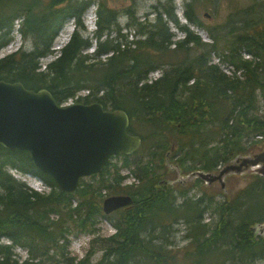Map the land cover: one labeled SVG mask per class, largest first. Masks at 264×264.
<instances>
[{"label":"trees","instance_id":"obj_1","mask_svg":"<svg viewBox=\"0 0 264 264\" xmlns=\"http://www.w3.org/2000/svg\"><path fill=\"white\" fill-rule=\"evenodd\" d=\"M195 1L183 3L188 25L179 22L168 2L154 11L153 23L141 24L130 11L127 27L135 28L136 39L129 42L120 34L115 12L101 2L89 38L81 35L86 31L81 19L92 0H0V50L12 41L15 23L20 36L33 43L29 51L21 47L0 58V81L18 82L33 91L45 89L57 104L87 90L74 102L122 110L130 123L138 121L152 138L145 157L132 159L141 147L130 156L112 157L99 174L81 179L72 195L60 192L27 153L0 146V264H254L264 260V237L253 230L264 222V213L254 217L257 208H252L258 193L264 192V178L250 175L255 182L228 202L204 195L193 198L184 189L192 181L172 186L164 179L165 173H171L168 165H177L182 176L215 172L238 155H251L248 148L256 147L257 141L250 140L264 136L256 96L257 92L264 96V3L235 11L224 25L205 29L193 10ZM68 20L75 23L68 43L43 66L41 60L55 54L52 44ZM168 22L184 34L182 40L173 43ZM190 27L204 28L211 43L202 42ZM93 40L94 53L84 54ZM171 45L177 54L201 51L150 80L149 74L160 68ZM104 55L108 56L102 61ZM212 56L232 66L233 74L222 72ZM128 132L135 135L130 126ZM114 159L121 163H113ZM121 169L128 170L137 184H123L128 177ZM9 170L40 180L48 191L30 188ZM183 170L189 172L183 175ZM110 196H129L132 202L105 215L102 202ZM258 202L264 206V201ZM205 213L217 220L204 222ZM102 218L114 230L110 236H99ZM179 223L185 225L187 241L182 254L168 239ZM79 236L91 237L82 259L72 257L69 250L72 238ZM17 249L24 251V259ZM96 251L101 257L92 262Z\"/></svg>","mask_w":264,"mask_h":264},{"label":"water","instance_id":"obj_2","mask_svg":"<svg viewBox=\"0 0 264 264\" xmlns=\"http://www.w3.org/2000/svg\"><path fill=\"white\" fill-rule=\"evenodd\" d=\"M129 126L122 110H105L98 103L57 104L45 89L33 91L18 82L0 81V146L27 153L32 164L67 195L77 191L81 179L99 174L112 157L130 156L140 148L141 138L130 134ZM169 167L178 175L169 181L172 186L199 179L224 189V180L232 174L264 178V152L238 155L216 174L194 171L182 176L177 165ZM131 202L129 196H110L103 200L102 211L109 215ZM253 230L264 237V222Z\"/></svg>","mask_w":264,"mask_h":264},{"label":"rangeland","instance_id":"obj_3","mask_svg":"<svg viewBox=\"0 0 264 264\" xmlns=\"http://www.w3.org/2000/svg\"><path fill=\"white\" fill-rule=\"evenodd\" d=\"M189 1V0H187ZM103 3L107 8L113 10L115 14L117 15V23L118 28L120 30V34L127 36V41H133L136 39V34L134 33L135 28L133 27H127L128 23L130 22V15L128 13L130 11L133 12V15L135 18H137L138 22L141 24H147V23H153V20L155 18V10L161 11L162 5L165 3H169V6L174 7V12L176 18L179 20V22L183 25H188L187 21L184 19L183 15V3L184 0H92V4L88 9L85 11L81 21L86 29L85 32H81V35L83 37H89L91 38V34L96 29L95 21H96V13L95 10L98 7V3ZM259 3L262 5L264 3V0H196L194 2L193 10L195 11L196 18L201 23L203 27L206 28H213V27H220L224 25L229 17V15L235 11H240L242 9L251 7L253 4ZM91 16L94 17V19L91 20ZM163 20H165V17H162ZM72 20H68L65 22V24L62 26V28L59 30L58 35L56 39L54 40L52 44V49L55 51L54 55L47 56L46 58L41 60V64L44 66L47 63L53 61L56 58V55L59 53V51L68 43L72 32L71 29L73 28ZM90 22H93V28L91 29ZM167 26L169 28L170 33L173 35V43L177 40H182L184 38V34L177 30V28L174 26L173 23L168 22ZM18 24L15 23V28H13V35H12V41L2 50H0V58L15 52L18 50V48H23L24 50L29 51L32 46V40L30 38L23 39L20 34L17 32ZM190 29L199 35L202 42L205 43H211V40L208 37L207 32L205 29H198L195 27H190ZM115 37L116 35L113 34ZM63 37L66 39V43L62 44L61 49H56V47L59 45V43L62 42ZM116 38V37H115ZM103 40V39H102ZM95 41H92V45L84 50V54L92 55L95 51ZM173 49L175 47L171 45L169 47V52H167L160 60V63L162 64L160 68H156L153 72L149 74L150 80L158 79L161 74L164 72V70L168 69L171 65H175L177 63L182 62L186 59H192L196 55L200 53L201 50H195L191 49L185 53H178L174 52ZM108 55L101 56V60L104 61L105 58ZM245 58H248V56H244ZM212 61L214 64H217L218 67L222 72H224L227 75H232L234 72V68L228 64H220L218 62L217 56H212ZM93 62V61H91ZM89 63V62H88ZM43 68V67H42ZM236 76L240 77V79H243V76L241 73L237 72ZM88 94L87 90L81 91L76 95L77 98L84 97ZM256 96L258 97V103H257V109L258 114L260 117L264 120V96L261 92H257ZM76 98V99H77ZM72 99V100H76ZM130 127L132 128L133 133L136 136H139L140 138H143L144 141L141 143V149L138 151L136 155L132 157V159H137L140 157H145L148 153L149 147L152 145V138L151 133L147 129L140 126L138 121H133L130 123ZM251 142L257 141L256 147L248 148V153L251 155L258 154L260 152H264V136L260 135L254 138V140H250ZM250 147V146H249ZM169 152L168 154H170ZM247 154V153H246ZM113 163H121L120 159H114L112 160ZM176 161H172L171 164H175ZM170 166V165H169ZM168 169L170 172L165 173V181H172L177 179V172L173 170V167H169ZM223 165L221 166V168ZM219 168L214 172L216 174L218 172ZM166 170H164L165 172ZM189 171L183 170V175L187 174ZM9 173L16 178L17 180L26 183L27 186L30 188L38 189L42 192H47L48 188L38 179L31 177L30 175H22L15 171L9 170ZM120 173L122 175L127 176L128 178L125 180L123 184L130 185V184H137V182L134 180V178L129 174L128 170L121 169ZM251 174H241V175H235L232 174L224 180V189H221L219 183H213L210 186H207L203 182H196L192 181L190 184H188L184 189L188 191L189 196L193 198L200 197L201 195L207 196V197H213L216 202H228L231 201L239 194H241L247 187H249L252 183L255 182V177L250 176ZM85 181H88L85 179ZM258 201H264V192L258 193L256 196V204L252 208H257V211L254 215V217H259L264 213V206L260 204ZM262 206L259 208V206ZM259 208V210H258ZM262 208V209H261ZM204 222H208L210 224H213L217 217L213 214L205 213L204 214ZM98 230H99V236L100 237H107L114 233V230L112 226L109 224V222L105 219H100L98 222ZM185 235V225L184 223H179L174 225L173 231L169 234V240L174 243L175 247L177 248V251L182 254L185 250V247L187 245V241L184 238ZM90 241L91 237L88 236H79L77 238H72L71 245H70V253L72 257H75L77 259H82L84 255L87 253V251L90 249ZM5 242V241H4ZM96 250V247H94ZM16 252L21 257V259L25 258V253L21 249H17ZM101 252L96 251L95 255L92 257V262H97L101 257ZM177 257H180L178 254ZM254 264H264V260H258Z\"/></svg>","mask_w":264,"mask_h":264},{"label":"bare ground","instance_id":"obj_4","mask_svg":"<svg viewBox=\"0 0 264 264\" xmlns=\"http://www.w3.org/2000/svg\"><path fill=\"white\" fill-rule=\"evenodd\" d=\"M92 19H94V17H91V20ZM90 25H91V29L93 28V22H90L89 23ZM46 28V27H45ZM19 33V32H18ZM64 43H66V39H65V37H63V39H62V42L61 43H59V45L56 47V49H61V47H62V44H64ZM77 97L75 96L74 98H71V99H76Z\"/></svg>","mask_w":264,"mask_h":264},{"label":"built area","instance_id":"obj_5","mask_svg":"<svg viewBox=\"0 0 264 264\" xmlns=\"http://www.w3.org/2000/svg\"><path fill=\"white\" fill-rule=\"evenodd\" d=\"M70 102H72V101H70Z\"/></svg>","mask_w":264,"mask_h":264}]
</instances>
